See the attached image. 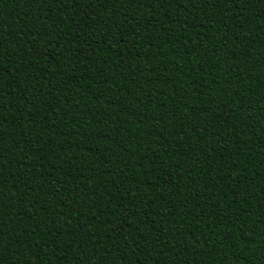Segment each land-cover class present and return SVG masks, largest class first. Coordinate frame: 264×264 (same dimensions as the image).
<instances>
[{"label":"trees","instance_id":"1","mask_svg":"<svg viewBox=\"0 0 264 264\" xmlns=\"http://www.w3.org/2000/svg\"><path fill=\"white\" fill-rule=\"evenodd\" d=\"M0 264H264V0H0Z\"/></svg>","mask_w":264,"mask_h":264}]
</instances>
